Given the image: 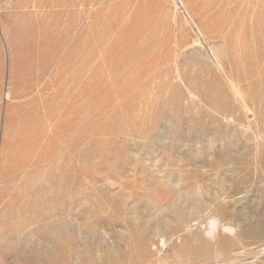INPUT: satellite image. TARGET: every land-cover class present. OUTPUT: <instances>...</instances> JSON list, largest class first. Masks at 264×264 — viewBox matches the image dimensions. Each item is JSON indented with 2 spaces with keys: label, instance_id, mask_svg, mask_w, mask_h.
Here are the masks:
<instances>
[{
  "label": "rangeland",
  "instance_id": "obj_1",
  "mask_svg": "<svg viewBox=\"0 0 264 264\" xmlns=\"http://www.w3.org/2000/svg\"><path fill=\"white\" fill-rule=\"evenodd\" d=\"M0 264H264V0H0Z\"/></svg>",
  "mask_w": 264,
  "mask_h": 264
},
{
  "label": "bare ground",
  "instance_id": "obj_2",
  "mask_svg": "<svg viewBox=\"0 0 264 264\" xmlns=\"http://www.w3.org/2000/svg\"><path fill=\"white\" fill-rule=\"evenodd\" d=\"M178 3L181 5L180 1H178ZM182 6V5H181ZM183 7V6H182ZM183 10L185 11V9L183 8ZM186 13V12H185ZM189 18V17H188ZM191 21V20H190ZM192 27L194 30H196V32H198V35H200L199 37H201V34L199 32V30L197 29V27L195 26V24L192 22L191 23ZM202 39V38H201ZM255 158V157H254ZM255 160V159H254Z\"/></svg>",
  "mask_w": 264,
  "mask_h": 264
}]
</instances>
